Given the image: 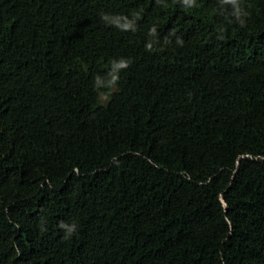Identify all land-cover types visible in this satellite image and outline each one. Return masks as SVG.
I'll return each instance as SVG.
<instances>
[{"label":"trees","instance_id":"trees-1","mask_svg":"<svg viewBox=\"0 0 264 264\" xmlns=\"http://www.w3.org/2000/svg\"><path fill=\"white\" fill-rule=\"evenodd\" d=\"M0 264H264V0H0Z\"/></svg>","mask_w":264,"mask_h":264},{"label":"clouds","instance_id":"clouds-1","mask_svg":"<svg viewBox=\"0 0 264 264\" xmlns=\"http://www.w3.org/2000/svg\"><path fill=\"white\" fill-rule=\"evenodd\" d=\"M186 2H187V0H186ZM225 2L235 4L236 0H225ZM237 15H239V13H237ZM110 16H111V14L103 13L101 15V19L104 20L106 23H109ZM113 23H114V26H116L117 28H119L122 31H129V30L134 31L135 30V21L130 20L127 17L116 16L114 18ZM241 23H243V22H241ZM152 31L154 32V29ZM178 43H182V42L178 41ZM148 49L151 50L150 44L148 45ZM130 65H131V60L127 59V58L121 57L118 60H113L111 62L109 71L106 73V77H101L100 75H97L94 78L95 85L97 87L104 86L106 88L114 89L116 87V85L118 84L119 79H120L119 73L122 70H126L128 67H130ZM61 227L67 229L68 235H71V233L75 231V225L68 226V225H65L62 223Z\"/></svg>","mask_w":264,"mask_h":264}]
</instances>
